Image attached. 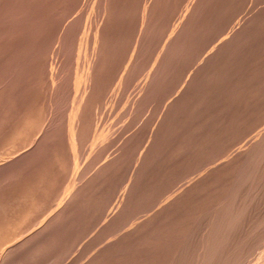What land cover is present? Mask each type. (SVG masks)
<instances>
[{
  "label": "rangeland",
  "instance_id": "374dc122",
  "mask_svg": "<svg viewBox=\"0 0 264 264\" xmlns=\"http://www.w3.org/2000/svg\"><path fill=\"white\" fill-rule=\"evenodd\" d=\"M263 18L264 0H0V264H183L235 212L221 235L253 231L234 254L263 264Z\"/></svg>",
  "mask_w": 264,
  "mask_h": 264
},
{
  "label": "bare ground",
  "instance_id": "6f19581e",
  "mask_svg": "<svg viewBox=\"0 0 264 264\" xmlns=\"http://www.w3.org/2000/svg\"><path fill=\"white\" fill-rule=\"evenodd\" d=\"M254 13H255V12H254ZM252 15H253V14H252ZM252 15H251V16H252ZM251 16H250V17H251ZM246 17H247V16H246ZM256 18H257V17H256ZM258 19H259V18H258ZM263 19H264V18H263ZM249 20H251V19L249 18ZM263 21H264V20H263ZM248 22H249V21H248ZM259 22H260V21H259ZM261 22H262V20H261ZM262 23H263V22H262ZM247 24H248V23H247ZM261 26H262V25H261ZM256 27H257V26H256ZM258 27H259V26H258ZM241 31L243 32V30H241ZM262 32H263V31H262ZM262 32H261V33H262ZM251 33H252V32H251ZM239 34H240V33H239ZM254 34H255V33H254ZM259 34H260V33H259ZM249 36H250V34H249ZM251 36H252V35H251ZM252 37H253V36H252ZM255 37H257V36H255ZM242 38H243V37H242ZM246 39H247V38H246ZM246 39H245V40H246ZM255 39H256V38H255ZM240 40H241V39H240ZM245 40H244V41H245ZM252 40H253V39H252ZM131 41H132V39H131ZM157 42H158V41H157ZM254 43L256 44V42H254ZM259 43H260V42H259ZM142 44H143V43H142ZM146 44H147V43H146ZM241 44H243V43H241ZM244 44H245V43H244ZM151 45H152V44H151ZM239 45H240V44H239ZM152 47H153V46H152ZM236 47H237V46H236ZM238 47H239V46H238ZM241 47H242V46H241ZM252 47H253V46H252ZM252 47H251V48H252ZM260 47H261V46H260ZM133 48H134V47H133ZM156 48H157V47H156ZM213 48H214V47H213ZM245 48H246V47H245ZM255 48H256V47H255ZM263 48H264V47H263ZM142 49H143V48H142ZM142 49H141V50H142ZM162 49H163V48H162ZM209 49H210V48H209ZM243 49H244V48H243ZM261 49H262V48H261ZM225 50H226V49H225ZM227 50H228V49H227ZM227 50H226V51H227ZM257 50H258V49H257ZM262 50H263V49H262ZM133 51H134V50H133ZM136 51H137V50H136ZM161 52H162V51H161ZM223 52H224V50H223ZM246 52H247V51H246ZM260 52H261V51H260ZM258 53H259V52H258ZM156 54H157V53H156ZM221 55H222V53H221ZM238 55H239V54H238ZM238 55H237V56H238ZM241 55H242V53H241ZM246 55H247V54H246ZM259 55H260V54H259ZM132 56H134V55H132ZM219 56H220V55H219ZM231 56H232V55H231ZM255 56H256V55H255ZM262 56H263V55H262ZM138 57H139V56H138ZM214 57H215V56H214ZM263 57H264V56H263ZM130 59H131V58H130ZM135 59H136V58H135ZM215 59H216V58H215ZM218 59H219V58H218ZM230 59H231V58H230ZM246 59H247V58H246ZM250 59H251V57H250ZM213 60H214V59H213ZM248 60H249V59H248ZM130 61H131V60H130ZM139 61H140V60H139ZM153 61H154V60H153ZM237 61H238V60H237ZM240 61H241V60H240ZM243 61H244V60H243ZM155 62H156V60H155ZM155 62H154V63H155ZM222 62H223V60H222ZM258 62H259V61H258ZM258 62H257V63H258ZM127 63H128V62H127ZM135 63H137V62H135ZM139 64H140V63H139ZM145 64H146V63H145ZM255 64H256V63H255ZM136 65H137V64H136ZM256 65H257V64H256ZM256 65H255V66H256ZM258 65H259V64H258ZM131 66H132V65H131ZM226 66H228V65H226ZM226 66H225V67H226ZM138 67H139V66H138ZM149 67H150V66H149ZM155 67H156V66H155ZM134 68H135V67H134ZM161 68H162V67H161ZM215 68H216V67H215ZM250 68H251V67H250ZM217 69H218V68H217ZM225 69H226V68H225ZM258 69H259V68H258ZM86 70H87V69H86ZM148 70H150V69H148ZM161 71H162V70H161ZM207 71H208V70H207ZM214 71H215V70H214ZM220 71H221V70H220ZM243 71H244V70H243ZM142 72H143V71H142ZM222 72H223V71H222ZM263 72H264V71H263ZM85 73H86V72H85ZM203 73H204V72H203ZM212 73H213V72H212ZM257 73H258V72H257ZM122 74H123V73H122ZM135 74H136V73H135ZM135 74H134V75H135ZM201 74H202V73H201ZM215 74H216V73H215ZM248 74H249V73H248ZM250 74H251V72H250ZM253 74H254V73H253ZM124 75H125V74H124ZM150 75H152V74H150ZM156 75L158 76V73H157ZM198 75H199V74H198ZM211 75H212V74H211ZM211 75H210V76H211ZM220 75H221V74H220ZM259 75H260V74H259ZM145 76H146V75H145ZM157 76H156V77H157ZM204 76H205V75H204ZM227 76H228V75H227ZM142 77H143V76H142ZM231 77H232V76H231ZM212 78H213V77H212ZM226 78H227V77H226ZM127 79H128V78H127ZM134 79H135V77H134ZM150 79H151V77H150ZM218 79H220V78H218ZM233 79H234V78H233ZM239 79H241V77H240ZM247 79H248V78H247ZM247 79H246V81H247ZM261 79H262V78H261ZM119 80H120V79H119ZM201 80H202V79H201ZM116 81H117V80H116ZM142 81H143V80H142ZM153 81H155V80H153ZM156 81H157V80H156ZM156 81H155V82H156ZM253 81H254V80H253ZM148 82H149V81H148ZM122 83H123V82H122ZM127 83H128V82H127ZM130 83H131V82H130ZM137 83H138V82H137ZM142 83H143V82H142ZM156 83H157V82H156ZM156 83H155V84H156ZM249 83H250V82H249ZM119 84H120V83H119ZM147 84H148V83H147ZM198 84L200 85V83H198ZM202 84H203V83H202ZM220 84H221V82H220ZM251 84H252V82H251ZM262 84H263V83H262ZM131 85H132V84H131ZM195 85H197V84H195ZM237 85H238V84H237ZM245 85H246V84H245ZM82 86H83V85H82ZM136 86H137V85H136ZM138 86H139V85H138ZM141 86H142V84H141ZM229 86H230V85H229ZM248 86H249V85H248ZM251 86H252V85H251ZM258 86H259V85H258ZM157 87H158V86H157ZM190 87H191V86H190ZM210 87H211V86H210ZM244 87H245V86H244ZM119 88H120V87H119ZM129 88H130V87H129ZM135 88H137V87H135ZM146 88H147V87H146ZM155 88H156V87H155ZM194 88H195V87H194ZM204 88H205V87H204ZM213 88H214V87H213ZM235 88H236V87H235ZM252 88H253V87H252ZM238 89H239V88H238ZM242 89H243V88H242ZM253 89H254V88H253ZM187 90H188V89H187ZM195 90H196V89H195ZM216 90H217V89H216ZM218 90H219V89H218ZM123 91H124V90H123ZM154 91H155V90H154ZM185 91H186V90H185ZM200 91H201V90H200ZM214 91H215V90H214ZM226 91L228 92V90H226ZM231 91H232V90H231ZM241 91H242V90H241ZM245 91H246V90H245ZM134 92H135V91H134ZM151 92H152V91H151ZM204 92H205V91H204ZM219 92H220V91H219ZM222 92H223V91H222ZM116 93H117V92H116ZM125 93H126V92H125ZM132 93H133V92H132ZM138 93H139V91H138ZM152 93H153V92H152ZM191 93H192V91H191ZM194 93H196V92H194ZM231 93H232V92H231ZM231 93H229V94H231ZM250 93H251V92H250ZM260 93H261V92H260ZM120 94H121V93H120ZM147 94L149 95L150 93H147ZM183 94H184V93H183ZM204 94H205V93H204ZM223 94H224V93H223ZM229 94H228V95H229ZM236 94H237V93H236ZM236 94H235V95H236ZM253 94H254V93H253ZM156 95H157V94H156ZM130 96H131V95H130ZM177 96H178V95H177ZM201 96H202V95H201ZM213 96H214V95H213ZM213 96H212V98H213ZM223 96H224V95H223ZM263 96H264V95H263ZM143 97H144V96H143ZM181 97H182V95H181ZM190 97H191V96H190ZM194 97H195V96H194ZM194 97H193V98H194ZM221 97H222V96H221ZM230 97H231V96H230ZM131 98H132V97H131ZM138 98H139V97H138ZM146 98H147V97H146ZM224 98H225V97H224ZM227 98H228V97H227ZM242 98H243V97H242ZM144 99H145V98H144ZM170 99H171V98H170ZM194 99H195V98H194ZM194 99H193V100H194ZM203 99H204V98H203ZM214 99H215V97H214ZM219 99H220V98H219ZM229 99H230V98H229ZM237 99H238V98H237ZM251 99H252V98H251ZM260 99H261V98H260ZM125 100H126V99H125ZM175 100H176V99H175ZM183 100H184V99H183ZM193 100H192V101H193ZM221 100H222V99H221ZM263 100H264V99H263ZM114 101H115V100H114ZM114 101H113V102H114ZM120 101H121V100H120ZM123 101H124V100H123ZM204 101H205V100H204ZM228 101H229V100H228ZM237 101H238V100H237ZM257 101H258V100H257ZM75 102H76V101H75ZM118 102H119V101H118ZM118 102H117V103H118ZM134 102H135V101H134ZM211 102H212V101H211ZM211 102H210V103H211ZM234 102H235V101H234ZM248 102H249V101H248ZM253 102H254V101H253ZM110 103H111V102H110ZM157 103H158V102H157ZM178 103H179V102H178ZM181 103H182V100H181ZM185 103H186V102H185ZM189 103H190V102H189ZM200 103H202V102H200ZM222 103H223V102H222ZM224 103H225V102H224ZM173 104H174V103H173ZM219 104H220V103H219ZM141 105H142V104H141ZM176 105H177V103H176ZM180 105H181V104H180ZM203 105H204V104H203ZM257 105H258V104H257ZM260 105H261V104H260ZM115 106H116V105H115ZM216 106H217V105H216ZM228 106H230V105H228ZM247 106H248V105H247ZM141 107H142V106H141ZM169 107H170V106H169ZM178 107H179V106H178ZM181 107H182V105H181ZM204 107H205V106H204ZM214 107H215V106H214ZM236 107H237V106H236ZM242 107H243V106H242ZM248 107H249V106H248ZM110 108H111V107H110ZM118 108H119V107H118ZM127 108H128V107H127ZM152 108H153V107H152ZM191 108H192V107H191ZM194 108L196 109V107H194ZM199 108H200V107H199ZM199 108H198V109H199ZM217 108H218V107H217ZM251 108H252V107H251ZM73 109H74V108H73ZM129 109H130V108H129ZM129 109H128V110H129ZM145 109H146V108H145ZM167 109H168V108H167ZM170 109H171V108H170ZM184 109H185V108H184ZM200 109H201V108H200ZM206 109H207V108H206ZM208 109H209V108H208ZM245 109H246V108H245ZM74 110H75V109H74ZM74 110H73V111H74ZM124 110H125V109H124ZM210 110H211V109H210ZM236 110H237V109H236ZM253 110H254V109H253ZM173 111H174V110H173ZM173 111H172V112H173ZM180 111H181V110H180ZM186 111H187V110H186ZM193 111H194V110H193ZM213 111H214V110H213ZM107 112H108V111H107ZM122 112H123V111H122ZM136 112H137V111H136ZM136 112H135V113H136ZM184 112H185V111H184ZM210 112H211V111H210ZM227 112H229V111H227ZM243 112H244V111H243ZM116 113H117V112H116ZM118 113H119V112H118ZM175 113H177V112H175ZM175 113H174V114H175ZM193 113H194V112H193ZM239 113H241V112H239ZM73 114H74V113H73ZM101 114H102V113H101ZM105 114H106V113H105ZM151 114H152V113H151ZM172 114H173V113H172ZM181 114H182V113H181ZM196 114H197V113H196ZM229 114H230V112H229ZM237 114H238V113H237ZM189 115H190V114H189ZM241 115L243 116V114H241ZM246 115H247V114H246ZM104 116H105V115H104ZM107 116H108V115H107ZM165 116H166V115H165ZM167 116H168V115H167ZM167 116H166V117H167ZM193 116H194V115H193ZM195 116H196V115H195ZM203 116H204V115H203ZM222 116H224V114H223ZM227 116H228V115H227ZM96 117H97V116H96ZM163 117H164V116H163ZM170 117H171V116H170ZM173 117H174V116H173ZM180 117H181V116H180ZM99 118H100V117H99ZM137 118H138V117H137ZM210 118H211V117H210ZM231 118H232V117H231ZM254 118H255V116H254ZM95 119H96V118H95ZM116 119H117V118H116ZM121 119L123 120V118H121ZM121 119H119V120H121ZM138 119H139V118H138ZM148 119H149V118H148ZM155 119H156V118H155ZM161 119H162V118H161ZM161 119H160V120H161ZM165 119H166V118H165ZM168 119H169V118H168ZM260 119H261V118H260ZM93 120H94V119H93ZM103 120H104V119H103ZM144 120H145V119H144ZM182 120H183V119H182ZM199 120H200V119H199ZM234 120H235V119H234ZM253 120H254V119H253ZM98 121H99V120H98ZM213 121H214V120H213ZM215 121H216V120H215ZM218 121H219V120H218ZM125 122H126V121H125ZM152 122H153V121H152ZM185 122H186V121H185ZM209 122H210V121H209ZM242 122H243V121H242ZM248 122H249V121H248ZM148 123H149V122H148ZM169 123H172V122H169ZM181 123H182V121H181ZM206 123H207V122H206ZM107 124H108V123H107ZM113 124H114V123H113ZM116 124H117V123H116ZM128 124H129V123H128ZM155 124H156V122H155ZM262 124H263V123H262ZM152 125H153V124H152ZM173 125H174V124H173ZM176 125H177V124H176ZM186 125H187V124H186ZM203 125H204V124H203ZM207 125H208V124H207ZM213 125H214V123H213ZM251 125H252V124H251ZM132 126H133V125H132ZM247 126H248V125H247ZM118 127H119V126H118ZM133 127H134V126H133ZM138 127H139V126H138ZM180 127H181V126H180ZM188 127H189V126H188ZM205 127H206V126H205ZM210 127H211V126H210ZM212 127H213V126H212ZM261 127H262V126H261ZM99 128H100V127H99ZM115 128H116V127H115ZM135 128H137V127H135ZM149 128H151V127H149ZM201 128H202V127H201ZM133 129H134V128H133ZM178 129H179V128H178ZM218 129H219V128H218ZM245 129H246V128H245ZM105 130H106V129H105ZM185 130H186V129H185ZM204 130H205V129H204ZM220 130H221V129H220ZM220 130H219V131H220ZM132 131H133V130H132ZM141 131H142V130H141ZM148 131H149V130H148ZM186 131H187V130H186ZM196 131H197V130H196ZM254 131H255V130H254ZM262 131H263V130H262ZM262 131H261V132H262ZM168 132H169V131H168ZM207 132H208V130H207ZM230 132H231V131H230ZM263 132H264V131H263ZM93 133H94V132H93ZM111 133H112V132H111ZM114 133H115V132H114ZM116 133H117V132H116ZM121 133H122V132H121ZM188 133H189V132H188ZM188 133H187V134H188ZM211 133H212V132H211ZM118 134H119V133H118ZM202 134H203V132H202ZM208 134H209V133H208ZM213 134H214V133H213ZM260 134H262V133H260ZM113 135H114V134H113ZM131 135H132V134H131ZM131 135H130V136H131ZM234 135H236V134H234ZM247 135H248V134H247ZM257 135H258V134H257ZM95 136H96V135H95ZM172 136H173V135H172ZM122 137H123V136H122ZM131 137H132V136H131ZM154 137H155V136H154ZM163 137H164V136H163ZM169 137H170V136H169ZM179 137H180V136H179ZM197 137H198V136H197ZM247 137H248V136H247ZM254 137H255V136H254ZM93 138H94V137H93ZM138 138H139V137H138ZM152 138H153V137H152ZM155 138H156V137H155ZM202 138H203V137H202ZM205 138H206V137H205ZM232 138H233V137H232ZM242 138H243V136H242ZM83 139H84V138H83ZM168 139H170V138H168ZM172 139H173V138H172ZM218 139H219V138H218ZM81 140H82V139H81ZM125 140H128V139H125ZM130 140H131V139H130ZM135 140H136V139H135ZM174 140H175V139H174ZM201 140H202V139H201ZM223 140H224V139H223ZM79 141H80V140H79ZM82 141H83V140H82ZM88 141H89V140H88ZM106 141H107V140H106ZM120 141H121V140H120ZM146 141H147V140H146ZM204 141H205V140H204ZM216 141H217V139H216ZM224 141H225V140H224ZM224 141H223V142H224ZM92 142H93V141H92ZM100 142H101V141H100ZM107 142H108V141H107ZM127 142H128V141H127ZM171 142H172V141H171ZM197 142H198V140H197ZM135 143H136V142H135ZM245 143H246V142H245ZM252 143H253V142H252ZM263 143H264V142H263ZM86 144H87V143H86ZM130 144H131V143H130ZM150 144H151V143H150ZM258 144H259V143H258ZM82 145H83V144H82ZM87 145H88V144H87ZM169 145H170V144H169ZM193 145H194V144H193ZM195 145H196V144H195ZM208 145H209V144H208ZM99 146H100V145H99ZM105 146H106V145H105ZM149 146H151V145H149ZM167 146H168V145H167ZM172 146H173V145H172ZM228 146H229V145H228ZM262 146H263V144H262ZM21 147H22V146H21ZM80 147H81V146H80ZM128 147H129V146H128ZM185 147H186V146H185ZM81 148H82V147H81ZM83 148H84V147H83ZM87 148H88V147H87ZM126 148H127V147H126ZM153 148H154V147H153ZM176 148H177V147H176ZM197 148H198V147H197ZM243 148H244V147H243ZM261 148H262V147H261ZM8 149H9V148H8ZM13 149H16V148H13ZM163 149H164V148H163ZM182 149H183V148H182ZM200 149H201V147H200ZM203 149H204V147H203ZM137 150H138V149H137ZM191 150H192V148H191ZM223 150H224V149H223ZM240 150H241V149H240ZM262 150H263V149H262ZM151 151H152V150H151ZM210 151H211V150H210ZM221 151H222V150H221ZM247 151H248V150H247ZM20 152H21V151H20ZM79 152H80V151H79ZM146 152H147V151H146ZM175 152H176V151H175ZM161 153H162V152H161ZM165 153H166V152H165ZM252 153H254V152H252ZM109 154H110V153H109ZM126 154H127V153H126ZM133 154H134V153H133ZM168 154H169V153H168ZM177 154H178V153H177ZM194 154H195V153H194ZM156 155H157V154H156ZM190 155H191V154H190ZM227 155H228V154H227ZM235 155H236V154H235ZM10 156H11V155H10ZM81 156H82V155H81ZM90 156H91V155H90ZM123 156H124V155H123ZM128 156H129V155H128ZM154 156H155V155H154ZM174 156H175V155H174ZM186 156H187V155H186ZM194 156H196V155H194ZM223 156H225V155H223ZM242 156H243V155H242ZM258 156H259V155H258ZM260 156H261V155H260ZM4 157H5V156H4ZM20 157H21V156H20ZM136 157H137V156H136ZM159 157H160V156H159ZM184 157H185V156H184ZM212 157H214V156H212ZM215 157H216V156H215ZM226 157H227V156H226ZM110 158H111V157H110ZM118 158H119V156H118ZM147 158H148V157H147ZM190 158H191V157H190ZM195 158H196V157H195ZM240 158H242V157H240ZM261 158H262V157H261ZM4 159L6 160V158H4ZM11 159H12V158H11ZM97 159H98V158H97ZM108 159H109V158H108ZM125 159H126V158H125ZM149 159H150V158H149ZM174 159H175V158H174ZM229 159H230V158H229ZM243 159H244V158H243ZM114 160H115V159H114ZM160 160H161V159H160ZM203 160H204V159H203ZM215 160H217V159H215ZM239 160H240V159H239ZM251 160H252V159H251ZM99 161H100V160H99ZM99 161H98V162H99ZM153 161H154V160H153ZM163 161H164V160H163ZM186 161H187V160H186ZM224 161H225V160H224ZM254 161H255V159H254ZM4 162H5V161H4ZM143 162H144V161H143ZM206 162H207V161H206ZM261 162H262V161H261ZM70 163H71V161L69 162V164H70ZM86 163H87V162H86ZM131 163H132V162H131ZM150 163H151V162H150ZM167 163H168V162H167ZM183 163H184V162H183ZM203 163L205 164V162H203ZM218 163H219V162H218ZM244 163H245V162H244ZM244 163H243V164H244ZM247 163H248V162H247ZM263 163H264V161H263ZM1 164H2V163H1ZM77 164H78V163H77ZM120 164H121V163H120ZM163 164H164V163H163ZM174 164H175V163H174ZM222 164H223V163H222ZM250 164H251V163H250ZM6 165H7V163H6ZM65 165H66V164H65ZM78 165H79V164H78ZM83 165H84V164H83ZM114 165H115V164H114ZM198 165H199V164H198ZM206 165H207V164H206ZM71 166H72V165H71ZM176 166H178V165H176ZM195 166H196V165H195ZM222 166H223V165H222ZM252 166H253V165H252ZM256 166H257V165H256ZM261 166H262V164H261ZM144 167H145V166H144ZM162 167H163V166H162ZM246 167H247V165H246ZM67 168H68V167H67ZM101 168H102V167H101ZM103 168H104V167H103ZM212 168H213V167H212ZM234 168H235V167H234ZM251 168H252V167H251ZM262 168H263V167H262ZM262 168H261V169H262ZM90 169H91V168H90ZM92 169H93V168H92ZM146 169H147V168H146ZM213 169H214V168H213ZM246 169H247V168H246ZM253 169H254V168H253ZM59 170H60V169H59ZM68 170H69V169H68ZM86 170H87V169H86ZM124 170H125V168H124ZM179 170H180V169H179ZM210 170H211V169H210ZM237 170H238V169H237ZM240 170H241V169H240ZM263 170H264V169H263ZM88 171H89V170H88ZM148 171H149V170H148ZM148 171H147V172H148ZM155 171H156V170H155ZM218 171H219V170H218ZM258 171H259V170H258ZM73 172H74V170H73ZM108 172H109V171H108ZM122 172H123V171H122ZM128 172H129V171H128ZM128 172H127V173H128ZM138 172H139V171H138ZM151 172H152V171H151ZM199 172H200V171H199ZM204 172H205V171H204ZM231 172H232V171H231ZM245 172H246V171H245ZM245 172H244V175H245ZM252 172H253V171H252ZM66 173H67V172H66ZM95 173H96V172H95ZM130 173H131V172H130ZM141 173H142V172H141ZM148 173H149V172H148ZM177 173H178V172H177ZM228 173H229V172H228ZM248 173H249V171H248ZM263 173H264V172H263ZM64 174H65V173H64ZM89 174H90V173H89ZM101 174H102V173H101ZM154 174H155V173H154ZM206 174H207V173H206ZM224 174H225V173H224ZM235 174H236V173H235ZM70 175H71V174H70ZM98 175H99V174H98ZM112 175H113V174H112ZM124 175H125V174H124ZM139 175H140V173H139ZM160 175H162V174H160ZM208 175H209V174H208ZM238 175H240V174H238ZM249 175H250V174H249ZM251 175H252V174H251ZM60 176H61V175H60ZM84 176H85V175H84ZM91 176H92V175H91ZM96 176H97V175H96ZM141 176H142V175H141ZM177 176H178V175H177ZM223 176H225V175H223ZM252 176H253V175H252ZM259 176H260V175H258V177H259ZM61 177H62V176H61ZM81 177H83V174H82ZM156 177H157V176H156ZM168 177H169V176H168ZM168 177H167V178H168ZM195 177H196V176H195ZM236 177H237V176H236ZM239 177H240V176H239ZM262 177H263V176H262ZM78 178H79V177H78ZM84 178H85V177H84ZM97 178H98V177H97ZM119 178H120V177H119ZM128 178H129V177H128ZM150 178H151V177H150ZM167 178H166V179H167ZM198 178H200V177H198ZM60 179H61V178H60ZM86 179H87V178H86ZM101 179H102V178H101ZM126 179H127V178H126ZM171 179H172V178H171ZM171 179H170V180H171ZM246 179H247V178H246ZM44 180H45V179H43V181H44ZM128 180H129V179H128ZM154 180H155V179H154ZM174 180H175V179H174ZM229 180H230V179H229ZM47 181H48V180H47ZM51 181H52V180H51ZM63 181H65V180L63 179ZM72 181H73V180H72ZM74 181H75V180H74ZM157 181H158V180H157ZM202 181H203V180H202ZM218 181H219V180H218ZM36 182H37V181H36ZM65 182H66V181H65ZM79 182H80V181H79ZM215 182H216V181H215ZM225 182H226V181H225ZM232 182H233V181H232ZM238 182H239V181H238ZM241 182H242V181H241ZM52 183H53V182H52ZM97 183H98V182H97ZM127 183H128V182H127ZM154 183H155V182H154ZM162 183H163V181H162ZM86 184H87V183H86ZM104 184H106V183H104ZM119 184H120V183H119ZM167 184H169V183H167ZM167 184H165V185H167ZM177 184H179V183H177ZM231 184H232V183H231ZM246 184H247V182H246ZM39 185H40V184H39ZM46 185H47V182H46ZM46 185H45V186H46ZM98 185H99V184H98ZM131 185H132V184H131ZM220 185H221V184H220ZM255 185H256V183H255ZM49 186H50V185H49ZM104 186H105V185H104ZM146 186H147V185H146ZM151 186H152V185H151ZM177 186H178V185H177ZM246 186H247V185H246ZM39 187H41V186H39ZM52 187H53V186H52ZM55 187H56V186H55ZM61 187H62V186H61ZM86 187H87V185H86ZM109 187H110V186H109ZM112 187H113V186H112ZM140 187H141V186H140ZM142 187H143V186H142ZM185 187H187V186H185ZM200 187H201V186H200ZM248 187H249V186H248ZM34 188H35V187H34ZM37 188H38V187H37ZM42 188H43V185H42ZM45 188H46V187H45ZM47 188H48V187H47ZM78 188H80V187H78ZM114 188H115V187H114ZM138 188H139V187H138ZM145 188H146V187H145ZM145 188H144V189H145ZM169 188H171V187H169ZM176 188H177V187H176ZM210 188H211V187H210ZM236 188H237V187H236ZM236 188H235V189H236ZM249 188H250V187H249ZM262 188H263V187H262ZM92 189H93V188H92ZM97 189H98V188H97ZM106 189H107V188H106ZM115 189H116V188H115ZM141 189H142V188H141ZM149 189H150V188H149ZM155 189H156V188H155ZM229 189H230V188H229ZM238 189H239V188H238ZM263 189H264V188H263ZM263 189H262V190H263ZM25 190H26V189H25ZM37 190H39V189H37ZM55 190H56V189H55ZM60 190H61V189H60ZM76 190H78V189H76ZM86 190H87V189H86ZM166 190H168V189H166ZM169 190H170V189H169ZM252 190H253V189H252ZM62 191H63V190H62ZM105 191H106V190H105ZM117 191H118V190H117ZM191 191H192V190H191ZM206 191H207V190H206ZM230 191H231V190H230ZM234 191H235V190H234ZM244 191H245V190H244ZM257 191H258V190H257ZM39 192H40V190H39ZM63 192H64V191H63ZM74 192H76V191H74ZM97 192H98V191H97ZM194 192H195V191H194ZM50 193H51V191H50ZM78 193H79V192H78ZM81 193H82V192H81ZM105 193H106V192H105ZM108 193H109V192H108ZM153 193H154V192H153ZM156 193H157V192H156ZM187 193H188V192H187ZM197 193H198V192H197ZM260 193H261V192H260ZM37 194H38V193H37ZM71 194H72V193H71ZM100 194H101V192H100ZM163 194H164V193H163ZM168 194H169V193H168ZM245 194H246V193H245ZM22 195H23V194H22ZM28 195H29V194H28ZM60 195H61V194H60ZM79 195H80V194H79ZM204 195H205V194H204ZM209 195H210V194H209ZM221 195H222V194H221ZM240 195H241V194H240ZM43 196H44V195H43ZM52 196H53V195H52ZM126 196H127V195H126ZM128 196H129V195H128ZM130 196H131V195H130ZM151 196H153V195L151 194ZM154 196H155V195H154ZM162 196H163V195H162ZM182 196H183V195H182ZM224 196H225V195H224ZM44 197H45V196H44ZM60 197H61V196H60ZM71 197H72V196H71ZM80 197H81V196H80ZM112 197H113V196H112ZM148 197H149V196H148ZM213 197H214V196H213ZM213 197H212V198H213ZM229 197H230V195H229ZM238 197H239V196H238ZM240 197H241V196H240ZM28 198H29V197H28ZM37 198H38V197H37ZM82 198H83V197H82ZM99 198H100V197H99ZM107 198H108V197H107ZM143 198H144V197H143ZM210 198H211V197H210ZM227 198H228V197H227ZM242 198H243V197H242ZM244 198H245V197H244ZM253 198H254V197H253ZM39 199H40V198H39ZM64 199H65V198H64ZM87 199H89V198H87ZM97 199H98V198H97ZM97 199H96V200H97ZM101 199H102V198H101ZM185 199H186V198H185ZM185 199H184V200H185ZM215 199H216V198H215ZM225 199H226V198H225ZM245 199H246V198H245ZM249 199H250V198H249ZM29 200H30V198H29ZM105 200H106V199H105ZM111 200H112V199H111ZM138 200H139V199H138ZM157 200H158V198H157ZM212 200H213V199H212ZM217 200H218V199H217ZM47 201H48V200H47ZM70 201H71V200H70ZM72 201H73V199H72ZM78 201H79V200H78ZM78 201H77V202H78ZM81 201H82V200H81ZM102 201H103V200H102ZM107 201H108V200H107ZM150 201H151V200H150ZM236 201H237V200H236ZM55 202H57V200H56ZM79 202H80V201H79ZM97 202H98V200H97ZM166 202H167V201H166ZM170 202H171V201H170ZM188 202H189V201H188ZM33 203H34V202H33ZM73 203H74V202H73ZM99 203H100V202H99ZM173 203H174V202H173ZM214 203H215V202H214ZM222 203H223V202H222ZM250 203H251V202H250ZM18 204H19V203H18ZM30 204H31V203H30ZM41 204H42V203H41ZM152 204H154V203H152ZM239 204H240V203H239ZM257 204H259V202H258ZM53 205H54V204H53ZM53 205H51V206H53ZM58 205H59V204H58ZM75 205H76V204H75ZM95 205H96V204H95ZM101 205H102V204H101ZM191 205H192V204H191ZM249 205H250V204H249ZM32 206H33V205H32ZM32 206H31V207H32ZM55 206H56V205H55ZM55 206H54V207H55ZM81 206H82V205H81ZM131 206H132V205H131ZM152 206H153V205H152ZM209 206H210V205H209ZM213 206H214V205H213ZM258 206H259V205H258ZM26 207H27V206H26ZM36 207H37V206H36ZM128 207H129V206H128ZM132 207L134 208V206H132ZM135 207H136V206H135ZM153 207H154V206H153ZM186 207H187V206H186ZM206 207H208V206H206ZM228 207H229V206H228ZM240 207H241V206H240ZM46 208H48V207H46ZM98 208H99V206H98ZM100 208H101V207H100ZM105 208H106V206H105ZM112 208H113V207H112ZM157 208H158V207H157ZM230 208H231V207H230ZM14 209H15V208H14ZM21 209H22V208H21ZM41 209H42V208H41ZM68 209H69V208H68ZM73 209H74V207H73ZM81 209H82V207H81ZM87 209H88V208H87ZM89 209H90V208H89ZM93 209H94V208H93ZM200 209H201V208H200ZM210 209H211V208H210ZM221 209H222V208H221ZM238 209H239V208H238ZM246 209H247V207H246ZM15 210H16V209H15ZM26 210H27V209H26ZM50 210H51V209H50ZM62 210H63V209H62ZM64 210H65V209H64ZM98 210H99V209H98ZM225 210H226V209H225ZM231 210H232V209H231ZM252 210H253V208H252ZM258 210H259V208H258ZM13 211H14V210H13ZM176 211H177V210H176ZM190 211H191V209H190ZM204 211H205V210H204ZM210 211H211V210H210ZM221 211H222V210H221ZM242 211H243V210H242ZM256 211H257V210H256ZM26 212H27V211H26ZM28 212H30V211H28ZM32 212H33V211H32ZM50 212H51V211H50ZM57 212H58V211H57ZM98 212H99V211H98ZM115 212H116V211H115ZM173 212H174V211H173ZM214 212H215V211H214ZM217 212H218V211H217ZM230 212H231V211H230ZM239 212H240V214L242 213L241 210H240V211L238 210V213H239ZM38 213H39V212H38ZM41 213H42V212H41ZM59 213H60V212H58V214H59ZM80 213H81V212H80ZM82 213H83V212H82ZM118 213H119V212H118ZM166 213H167V212H166ZM170 213H171V212H170ZM174 213H175V212H174ZM220 213L223 214V212H220ZM232 213H233V212H232ZM236 213H237V212H235V214H234V213H233V214H234V215H237ZM249 213H250V212H249ZM261 213H262V212H261ZM29 214H30V213H29ZM34 214H35V213H34ZM45 214H46V213H45ZM50 214H51V213H50ZM76 214H77V213H76ZM94 214H95V213H94ZM120 214H121V213H120ZM226 214H227V213H226ZM229 214H230V213H229ZM251 214H253V213H251ZM258 214H259V213H258ZM6 215H7V214H6ZM136 215H137V214H136ZM170 215H171V214H170ZM196 215H197V214H196ZM206 215H207V214H206ZM223 215H224V216H223ZM223 215H222L223 218L227 216V215L225 216V214H223ZM234 215H233V217H234ZM15 216H16V215H15ZM25 216H26V215H25ZM36 216H37V215H36ZM39 216H40V215H39ZM45 216H47V215H45ZM58 216H59V215H58ZM67 216H68V215H67ZM216 216H217V215H216ZM216 216H214V217H215V218H218L217 221H218V220L220 221L219 217H216ZM222 216H221V217H222ZM238 216H240V215H238ZM238 216H235V218H236V217L239 218ZM255 216H256V215H255ZM5 217H6V216H5ZM22 217H24V216H22ZM42 217H43V216H42ZM109 217H110V216H109ZM119 217H120V216H119ZM155 217H156V216H155ZM159 217H160V216H159ZM202 217H203V215H202ZM208 217H209V215H208ZM221 217H220V218H221ZM227 217H228V216H227ZM233 217H230V219H227V220H226L227 222L224 220V222H226V223H224L223 220L221 221L222 224H224V225L226 224L225 226L223 225L225 228L228 226L229 223H232V222H233V219H232ZM251 217H252V215H251ZM18 218H19V217H18ZM20 218H21V217H20ZM36 218H37V217H36ZM66 218H67V217H66ZM76 218H77V216H76ZM95 218H96V217H95ZM95 218H94V219H95ZM144 218H146V217H144ZM183 218H184V217H183ZM228 218H229V217H228ZM235 218H234V219H235ZM10 219H11V218H10ZM24 219H25V218H24ZM51 219H52V218H51ZM60 219H61V218H60ZM71 219H72V218H71ZM177 219H178V218H177ZM207 219H208V218H207ZM224 219H226V218H224ZM14 220H15V219H14ZM16 220H17V219H16ZM18 220H19V219H18ZM28 220H29V219H28ZM46 220H47V219H46ZM79 220H80V219H79ZM122 220H123V219H122ZM146 220H147V219H146ZM149 220H150V219H149ZM153 220H154V219H153ZM229 220H232V221L229 222ZM236 220H237V219H236ZM236 220L233 222L232 225L230 224L231 226H233L232 228H234V229L236 228V227H234V226H236V225H234V223L239 221V220H238V221H236ZM248 220H250V218H249ZM258 220H259V219H258ZM260 220H262V219H260ZM2 221H3V218H2ZM10 221H11V220H10ZM36 221H37V220H36ZM36 221H33V222H36ZM42 221H43V220H42ZM55 221H56V220H55ZM215 221H216V219H215ZM215 221H213L212 224L215 223ZM219 221H218V223H219ZM241 221H242V220H241ZM254 221H255V220H254ZM0 222H1V221H0ZM11 222H12V221H11ZM72 222H73V221H72ZM80 222H81V221H80ZM90 222H91V221H90ZM103 222H104V221H103ZM106 222H107V221H106ZM124 222H125V221H124ZM201 222H203V221H201ZM207 222H209V221H207ZM247 222H248V221H247ZM259 222H260V221H259ZM261 222H262V221H261ZM4 223H5V222H4ZM19 223H20V222H19ZM21 223H22V222H21ZM26 223H27V222H26ZM39 223H40V222H39ZM50 223H51V222H50ZM57 223H58V222H57ZM57 223H56V224H57ZM60 223H61V222H60ZM118 223H119V222H118ZM137 223H138V222H137ZM140 223H141V222H140ZM143 223H144V222H143ZM194 223H195V222H194ZM203 223H204V222H203ZM210 223H211V222H210ZM210 223H209V224H210ZM218 223H215L214 225H216V224H217V225H221L220 223H219V224H218ZM241 223H242V222H241ZM256 223H257V224H255V225H259V224H260V223L258 224V222H256ZM1 224H2V223H1ZM8 224H9V223H8ZM62 224H64V223H62ZM106 224H107V223H106ZM110 224H111V222H110ZM120 224H121V222H120ZM235 224H236V223H235ZM248 224H249V223H248ZM251 224H253V223H251ZM262 224H263V223H262ZM262 224H261V225H262ZM6 225H7V224H6ZM10 225H11V224H10ZM14 225H15V223H14ZM17 225H19V224L17 223ZM24 225H25V224H24ZM77 225H78V224H77ZM125 225H126V224H125ZM136 225H137V224H136ZM159 225H160V224H159ZM199 225H200V224H199ZM217 225H216V226H217ZM230 225H229V226H230ZM249 225H250V224H249ZM8 226H9V225H8ZM22 226H23V225H22ZM25 226H26V225H25ZM57 226H58V225H57ZM187 226H188V225H187ZM194 226H195V225H194ZM216 226H215V227H216ZM221 226H222V225H221ZM223 226H222V229H224ZM229 226H228L227 231H229V230L232 229V228H230L231 226H230V227H229ZM54 227H55V226H54ZM82 227H83V226H82ZM87 227H88V226H87ZM87 227H86V228H87ZM107 227H108V225H107ZM132 227H133V226H132ZM157 227H158V226H157ZM161 227H162V226H161ZM210 227H212L211 224H210ZM215 227H214V228H215ZM217 227H220V226H217ZM243 227H244V225H243ZM252 227H253V226H252ZM252 227H251V228H252ZM0 228H2V227L0 226ZM4 228H5V227H4ZM11 228H12V227H11ZM20 228H21V227H20ZM55 228H56V227H55ZM66 228H67V227H66ZM88 228H89V227H88ZM88 228H87V229H88ZM201 228H202V227H201ZM214 228H213V229L210 228V230H212V233H211V232H210V233H209V232L206 233V231H210L209 229H207V230L205 231L206 234L203 233L204 236H203L202 233H201L202 237L205 239V238H207L206 236H208V234H209V236H208V238H207V239L209 240L210 237L212 236L211 234H214V232H213ZM238 228H239V227H238ZM241 228H242V227H241ZM245 228H248V227H245ZM249 228H250V226H249ZM17 229H18V228H17ZM17 229L14 228V230H16V231H17ZM40 229H41V228H40ZM49 229H50V228H49ZM51 229H52V228H51ZM121 229H123V228H121ZM161 229H162V228H161ZM183 229H184V228H183ZM183 229H182V230H183ZM203 229H204V228H203ZM215 229H217V232H220L221 227H220L219 229H218V228H215ZM222 229H221V231H222ZM234 229H233V230H234ZM253 229H254V227H253ZM253 229H252V230H253ZM255 229H256V228H255ZM255 229H254V230H255ZM5 230H6V229H5ZM14 230H13V231H14ZM21 230H22V229H21ZM24 230H26V229L24 228ZM42 230H43V229H42ZM89 230H90V229H89ZM155 230H156V228H155ZM218 230H219V231H218ZM242 230H243V229H242ZM246 230H247V229H246ZM249 230H250V229H248L247 231H248V233H249L250 236H251L252 234H251L250 232H253V231L250 230V232H249ZM257 230H258V228H257ZM260 230H261V229H260ZM2 231H3V230H2ZM11 231H12V230H11ZM11 231H10V232H11ZM49 231H50V230H49ZM83 231H84V230H83ZM214 231H215V234H214V235H216V236H218L219 234L221 235L223 232H224V234L226 233L225 230H223L222 232H220V233H218V234H217L216 230H214ZM243 231H244V230H243ZM247 231H245V233H246ZM10 232H9V233H10ZM22 232H23V231H22ZM55 232H56V230H55ZM58 232H59V231H58ZM62 232H63V230H62ZM229 232H230V231H229ZM262 232H264V231H262ZM3 233H4V232H3ZM46 233H47V232H46ZM63 233H64V232H63ZM75 233H77V230H76ZM75 233L73 234V236H75ZM98 233H99V231H98ZM98 233H97V234H98ZM133 233H134V232H133ZM161 233H162V232H161ZM227 233H228V232H227ZM232 233H234V235H235V234H236L235 230H234V232L232 231ZM232 233H231V234H232ZM248 233H246V234H248ZM13 234H14V233H13ZM18 234H20V233H18ZM70 234H71V233H70ZM88 234H89V233H88ZM131 234H132V233H131ZM155 234H156V233H155ZM246 234H244V235L241 234L242 236H240V233H239V235H238V234H236V235H238L237 237L240 236L241 238H242L243 236H244V237H245V236L248 237L249 234H248V235H246ZM6 235H7V234H6ZM10 235H11V234H10ZM27 235H29V234H27ZM48 235H49V234H48ZM50 235H51V234H50ZM60 235H61V234H60ZM122 235H123V234H122ZM146 235H147V234H146ZM149 235H151V234H149ZM181 235H182V234H181ZM185 235H186V234H185ZM194 235H195V234H194ZM201 235H199V236H201ZM234 235L232 234L233 238H232L231 235H227V234L224 235V236L221 235V238H222V237H223V238L221 239L220 236H219V239H221L220 241L218 240V237H217V240H215V241H217V242H215V245H214V246H213V244H214L213 241H212V243H213L212 245H211V243H210L212 238L216 239L214 236L210 239L209 243H205V241L208 242L207 239L204 240V239L202 238V240L204 241V242L202 241V242L204 243V244H202V242H201V240H200V237L197 235L198 238H199V240H200V242H201V243H200V247H202V245H204L205 248L202 247V248H201L202 250L199 251L198 249H200V247H198V245H199V244H198V245H197L198 249H194V252H196L195 254L197 255V257L195 258V259H196V262H195V259H194L193 257L191 258V256H189L190 258H187V256H186V257H183V255H185L186 253H184V254L182 253V255H180V256L183 257V260L181 259V260H182V263H183V264H185V263L188 264V262H191L192 264H193V263H194V264H234L235 261H233V260H236L234 257H236V258L238 257V256H235V254L237 253V255H238V253H239L240 251L242 252V251H243L242 249L245 247V246H243V247L241 248V246L238 245V243L240 244V237H239V239H238V238L236 237V235H235V236H234ZM260 235H261V234H260ZM4 236H5V235H4ZM42 236H43V235H42ZM69 236H70V235H69ZM96 236H97V235H96ZM106 236H107V235H106ZM190 236H191V235H190ZM257 236H258V235H257ZM261 236H262V235H261ZM6 237H7V236H5V238H6ZM13 237H14V239H15V235H13ZM13 237H12V238H13ZM48 237H49V236H48ZM51 237H52V236H51ZM60 237H61V236H60ZM75 237H76V236H75ZM127 237H128V236H127ZM186 237H187V235H186ZM235 237L237 238V239H236V242H237V240H238V242H237V247H235L236 244L232 242V240H234ZM244 237L242 238L243 241H244ZM0 238H1V237H0ZM17 238H18V235H17ZM17 238H16V239H17ZM42 238H44V237H42ZM52 238H53V237H52ZM76 238H77V237H76ZM78 238H79V237H78ZM97 238H98V237H97ZM120 238H121V237H120ZM176 238H177V237H176ZM245 238H246V237H245ZM254 238H255V237H254ZM16 239H15V241H16ZM44 239H45V238H44ZM66 239H68V238H66ZM73 239H74V238H73ZM81 239H82V238H81ZM102 239H103V237H102ZM158 239H159V238H158ZM188 239H189V238H188ZM229 239L231 240V242L229 241ZM246 239H247L246 241H248V239H250V237H248V238H246ZM11 240H12V239H11ZM36 240H37V239H36ZM46 240H47V239H46ZM63 240H64V239H63ZM95 240H97V239H95ZM175 240H176V239H175ZM181 240H182V239H181ZM196 240H197V239H196ZM5 241H6V240H5ZM57 241H58V240H57ZM82 241H83V240H82ZM99 241H100V240H99ZM128 241H129V240H128ZM134 241H135V240H134ZM151 241H152V240H151ZM158 241H159V240H158ZM158 241H157V242H158ZM243 241H242V242H243ZM3 242H4V241H3ZM13 242H14V240H13ZM35 242H36V241H35ZM60 242H61V241H60ZM68 242H69V240H68ZM71 242H72V241H71ZM84 242H85V241H84ZM94 242H95V241H94ZM164 242H165V241H164ZM189 242H190V241H189ZM198 242H199V241H198ZM228 242H230L231 244H235L233 247H231V248H234V247H235L233 250H230V249H229L230 246L228 247V245H229L230 243L228 244ZM234 242H235V240H234ZM259 242H260V241H259ZM8 243H10V242H8ZM11 243H12V242H11ZM11 243H10V244H11ZM62 243H63V242H62ZM72 243H73V242H72ZM137 243H138V242H137ZM226 243H227V245H225ZM244 243H245V241H244ZM244 243H241V244H244ZM247 243H248V242H247ZM6 244H7V243H6ZM68 244H69V243H68ZM90 244H91V243H90ZM179 244H180V243H179ZM206 244H208V245H206ZM209 244L211 245L210 247H209ZM231 244H230V245H231ZM241 244H240V245H241ZM18 245H19V244H18ZM32 245H34V243H33ZM48 245H49V244H48ZM62 245H63V244H62ZM123 245H124V244H123ZM133 245H134V244H133ZM156 245H157V244H156ZM181 245H182V244H181ZM257 245H259V244H257ZM260 245H261V244H260ZM16 246H17V245H16ZM82 246H83V245H82ZM86 246H88V245H86ZM104 246H105V245H104ZM187 246H188V245H187ZM191 246H192V245H191ZM193 246H194V245H193ZM212 246H213V247H212ZM225 246H227V247H225ZM1 247H2V246H1ZM8 247H9V246H8ZM50 247H51V246H50ZM56 247H57V246H56ZM63 247H64V246H63ZM72 247H73V246H72ZM106 247H107V246H106ZM114 247H115V246H114ZM139 247H140V246H139ZM179 247H180V246H179ZM255 247H256V246H255ZM262 247H264V246H262ZM28 248H29V247H28ZM84 248H85V247H84ZM107 248H108V247H107ZM141 248H142V247H141ZM166 248H167V247H166ZM226 248H228V250H227ZM236 248H237V249L239 248V249H238L239 252H238V250H237V252H236V250H235ZM240 248H241V250H240ZM250 248H251V247H250ZM259 248H260V247H259ZM16 249H17V248H16ZM38 249H41V248H38ZM57 249H58V248H57ZM90 249H91V248H90ZM105 249H106V248H105ZM163 249H164V248H163ZM247 249H248V248H247ZM31 250H32V249H31ZM54 250H55V249H54ZM83 250H84V249H83ZM153 250H154V249H153ZM188 250H189V249H188ZM195 250H196V251H195ZM197 250H198V251H197ZM41 251H42V250H41ZM121 251H122V248H121ZM144 251H145V250H144ZM170 251H171V250H170ZM233 251H234V252H233ZM248 251H250V250H248ZM15 252H16V251H15ZM32 252H33V251H32ZM45 252H46V251H45ZM108 252H109V251H108ZM127 252H129V251H127ZM174 252H175V251H174ZM197 252H199L200 254L198 253V254H199V255H198ZM243 252H245V250H244ZM13 253H14V252H13ZM24 253H26V252H24ZM70 253H71V252H70ZM192 253H193V252H192ZM192 253H190V255H192V256L195 257L196 255H193ZM234 253H235V254H234ZM248 253H249V252H248ZM64 254H65V253H64ZM87 254H88V252H87ZM104 254H105V253H104ZM120 254H121V253H120ZM125 254H126V253H125ZM188 254H189V253H187L186 255H188ZM243 254L246 255V252L243 253ZM259 254H260V253H259ZM5 255H6V254H5ZM26 255H27V254H26ZM66 255H67V254H66ZM93 255H94V254H93ZM156 255H157V254H156ZM240 255H241V253H240ZM245 255H244V257L247 259V257L249 256V254H247V256H245ZM256 255H257V254H256ZM10 256H11V255H10ZM22 256H23V255H22ZM59 256H60V255H59ZM116 256H117V255H116ZM116 256H114V257H116ZM177 256H178V255H177ZM258 256H259V255H258ZM261 256H262V255H261ZM20 257H21V256H20ZM50 257H51V256H50ZM56 257H57V256H56ZM148 257H149V256H148ZM175 257H176V256H175ZM240 257H241V258L238 257L239 260H241L243 256L241 255ZM251 257H252V256H251ZM251 257H250V258H251ZM262 257H264V256H262ZM3 258H4V257H3ZM9 258H12V257H9ZM69 258H70V257H69ZM75 258H76V257H75ZM91 258H92V257H91ZM145 258H146V257H145ZM151 258H152V257H151ZM179 258H181V257H179ZM185 258H187V259H189V260L191 259V260H190V261H185V260H184ZM258 258H260V257H258ZM7 259H8V257H7ZM15 259H16V258H15ZM21 259H22V257H21ZM28 259H29V258H28ZM76 259H77V258H76ZM92 259H93V258H92ZM101 259H102V258H101ZM173 259H174V258H173ZM187 259H186V260H187ZM192 259H193L194 261H192ZM248 259H249V258H248ZM5 260H6V259H5ZM55 260H56V258H55ZM57 260H58V258H57ZM127 260H128V259H127ZM139 260H140V259H139ZM149 260H150V259H149ZM177 260H179V259H177ZM177 260H175L174 262H176ZM242 260L245 261L244 258H243ZM242 260H241V261H242ZM259 260H260V259H259ZM51 261H52V260H51ZM91 261H92V260H91ZM107 261H108V260H107ZM107 261H106V262H107ZM132 261H133V260H132ZM134 261H135V260H134ZM169 261H170V260H169ZM244 261H242L241 263L244 264V263H243ZM247 261H248V260H247ZM251 261H252V259H251ZM257 261H258V260H257ZM6 262H7V261H6ZM52 262H53V261H52ZM154 262H155V260H154ZM179 262H180V260H179L177 263L179 264ZM232 262H233V263H232ZM25 263H26V262H25ZM49 263H50V262H49ZM121 263H122V262H121ZM160 263H161V262H160ZM170 263H171V262H170ZM191 263H189V264H191ZM235 263L238 264L237 261H236ZM241 263H240V264H241ZM12 264H13V263H12ZM146 264H147V263H146ZM150 264H151V263H150ZM158 264H159V263H158ZM173 264H174V263H173ZM180 264H181V263H180ZM245 264H246V263H245ZM263 264H264V263H263Z\"/></svg>",
  "mask_w": 264,
  "mask_h": 264
}]
</instances>
